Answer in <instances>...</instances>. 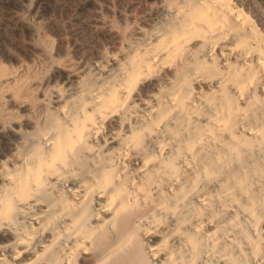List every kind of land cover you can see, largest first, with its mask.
<instances>
[{"label":"clouds","instance_id":"clouds-1","mask_svg":"<svg viewBox=\"0 0 264 264\" xmlns=\"http://www.w3.org/2000/svg\"><path fill=\"white\" fill-rule=\"evenodd\" d=\"M20 3L0 264H264V0H91L79 51Z\"/></svg>","mask_w":264,"mask_h":264},{"label":"bare ground","instance_id":"bare-ground-1","mask_svg":"<svg viewBox=\"0 0 264 264\" xmlns=\"http://www.w3.org/2000/svg\"><path fill=\"white\" fill-rule=\"evenodd\" d=\"M95 7L91 0H36L30 6V14L25 15V19L31 20L35 16L36 20L45 21L43 25H36L49 38L45 40V46L51 43V38L67 36L70 38L69 42L77 44L79 51L88 48L97 36L104 35L95 32L92 27L95 23ZM135 7L137 6L130 5L129 11ZM245 10H248V6H245ZM251 10L254 18L259 19L256 10ZM22 11L27 13V8L20 0H0V42L3 44H12L21 32L28 34L31 31L29 24L20 20ZM63 43L65 41L61 39L56 40L54 53L62 50Z\"/></svg>","mask_w":264,"mask_h":264}]
</instances>
